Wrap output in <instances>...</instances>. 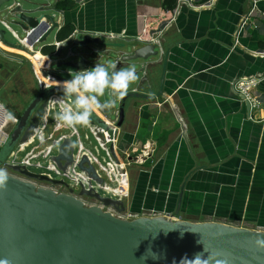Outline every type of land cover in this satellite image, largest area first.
<instances>
[{
  "label": "crops",
  "instance_id": "0c3cea01",
  "mask_svg": "<svg viewBox=\"0 0 264 264\" xmlns=\"http://www.w3.org/2000/svg\"><path fill=\"white\" fill-rule=\"evenodd\" d=\"M39 1L62 26L58 41L91 34L100 38L93 48L122 52L141 38L156 40L159 55L141 64L129 91L149 98H127L114 135L126 162L125 216L264 229V0L254 11L253 0ZM49 26L31 31L26 42L35 52L54 51L38 42ZM34 149L38 143L27 152Z\"/></svg>",
  "mask_w": 264,
  "mask_h": 264
},
{
  "label": "water",
  "instance_id": "95a60500",
  "mask_svg": "<svg viewBox=\"0 0 264 264\" xmlns=\"http://www.w3.org/2000/svg\"><path fill=\"white\" fill-rule=\"evenodd\" d=\"M8 2L10 0H0V8ZM7 7L13 23L24 33L22 38H29L31 31L44 21L50 23L38 42L54 49L48 55L49 69L44 75L53 76L58 84L39 88L25 106L8 139L0 147V168L19 144L28 142L36 133L45 119L50 99L62 96L59 83L71 79L70 72L75 74L94 67L99 60L116 63L118 68L135 66L139 73L141 64L159 55L157 45L147 42L133 44L122 52L97 50L91 44L99 43L100 38L91 34H72L58 41L62 26L48 4L26 0L25 4L13 1ZM8 25L10 28L5 24L6 29L0 28V42L23 50L20 42L16 45L7 40L6 31L15 39L20 37L19 32ZM53 35L55 42L48 43ZM129 97L149 98L138 92H129L117 106V127L123 124L125 102ZM115 107L111 111L97 110L104 115ZM247 108L250 111L249 101ZM90 124L111 130L97 112ZM72 139L63 137L56 154L51 157L63 174H67L75 162V142ZM110 152L119 162L114 144L110 145ZM8 167L23 176L8 172L7 188L0 189V260L6 259L9 264H180L185 256L194 259L198 253L205 257L214 254L216 260L226 264H264V250L256 246V239L264 237V230L219 221L173 219L164 215L129 219L122 216L126 210L123 200L86 188L82 182L77 189L63 179L35 173L24 164H10ZM78 168L91 180L103 183L87 154L80 158ZM34 180L46 181L53 186L63 185L69 191L58 192L53 187L39 186ZM84 196L96 199L97 203L85 204ZM178 207L180 209L181 202Z\"/></svg>",
  "mask_w": 264,
  "mask_h": 264
},
{
  "label": "built area",
  "instance_id": "2783aa9c",
  "mask_svg": "<svg viewBox=\"0 0 264 264\" xmlns=\"http://www.w3.org/2000/svg\"><path fill=\"white\" fill-rule=\"evenodd\" d=\"M258 1L259 0H253V4H254L253 11H254V9L256 7V3ZM260 14L264 18V12H260ZM3 23L5 24L6 27L10 28V26L8 25V23H6V21H3ZM17 38H18L19 42L24 46L23 51H20V52H24L27 54V52L29 53V51H31L30 52V54H31L30 58H31L32 63L36 69L38 76H39L38 77L39 87L45 88L46 86L48 87L52 84H56V80L53 76H45L44 75V73L47 71V69H49V64H48L49 56L42 54L40 51L35 52L32 48H30L29 44L26 42L28 39L27 37L22 38V37L17 36ZM140 41L147 42V43H155L156 42V40H154L153 38H148V39L141 38ZM58 97H60V96L57 95V96H54L50 99L53 102L48 104L45 119L42 122L41 126L37 129L36 133L34 134L35 136H37L36 139L38 141H41L42 143L45 142V144L48 142L49 143L44 145V147L40 148L39 150L34 149L30 153L29 152L27 153V150H25V147H26L25 143L19 144L15 148V150L11 153V155L9 156L7 161L5 162V165H3L2 167L5 169H8V170H11L8 166L10 164H18V163L21 164V162L16 161L17 157L22 156L24 158L23 155H26L27 157L24 159H26L28 162H30L34 165L39 164L40 161H45V162H47V165L49 166V168L52 171L56 172V174L58 176H60V177L61 176H69L75 182L76 185L73 186L75 188L79 189L80 183L82 182L86 188H94L95 189V186H94L95 181L91 180L88 177V174L86 172L81 171L78 168V162L80 161V158L82 157L83 154H87L90 161L93 163V165L95 164V162L98 163L100 166V169L104 172V174L106 176V177H104L103 174H101L99 171L96 170L97 173L99 174V176L101 178H103V180H104L102 184H99L98 182H96L98 184V186L102 190L112 194L110 197L124 201V199L129 194L126 176H125V173L123 172V170L125 169V166H126V162H123L119 156H118L119 162H117L113 158V156L110 152V145L111 144L115 145V138H114L115 131L119 128L116 126L118 111H114V114H115L114 117L112 115L113 111L110 113H106V114L102 115L103 119L110 126L111 130H104L103 128L99 127L98 125L90 124V127L93 131V134H95V136H96V140L99 142L102 150L105 152V154L108 158V161L106 162V164L105 165L101 164L99 159L94 156V154L92 153L91 150L85 151L86 145L82 146L80 144L78 146V149L76 148V145H75V152H74L75 162L73 163L72 166L69 167L68 173L63 174L58 169L56 164L51 160V157L53 156L54 143H56V145L58 147V144L61 142L62 138L65 136H70L71 138H73L74 136H77L78 141H81V143H84V141L81 140L80 133L78 132L77 129L73 132H65L63 134L61 133L58 137L55 138L54 132L60 131L62 129V126H63V125L58 124L56 120H55L56 124L53 125V132L48 130L49 129V126H48L49 115L52 114V111L56 112L58 110V107H59V105L55 102V98H58ZM9 114H11V116L13 117L12 119H9ZM54 116H52V117H54ZM18 120H19V114L18 113L7 110L0 103V147L8 139L12 129L14 128V126L16 125ZM63 127H65V126H63ZM32 137L30 139H32ZM83 147H85V148L83 149ZM115 148H116V146H115ZM12 156H14L16 159L14 157L12 158ZM11 172H13V171L11 170ZM73 172H74V174H73ZM13 173H15L16 175H18L20 177H23L22 175H20L17 172H13ZM49 176H51V175H49ZM33 182L39 186L53 187L58 192H68L69 191V188L66 186H63V185L53 186L49 182L40 181V180H34ZM95 190H97V189H95ZM83 201L87 205H92V204L97 203L96 199L91 198V197H87V196L83 197ZM109 210L112 211L113 213H115L113 210H111V209H109ZM122 216L126 217L125 212L123 213ZM151 216H156V215H151ZM166 217H169V216H166ZM173 219H177V218H173Z\"/></svg>",
  "mask_w": 264,
  "mask_h": 264
},
{
  "label": "clouds",
  "instance_id": "9594fccd",
  "mask_svg": "<svg viewBox=\"0 0 264 264\" xmlns=\"http://www.w3.org/2000/svg\"><path fill=\"white\" fill-rule=\"evenodd\" d=\"M70 76L71 79L59 85L62 96L55 98L59 107L54 118L58 124L73 131L78 126L88 127L97 109L111 111L117 101H122L129 94L130 89L134 90L132 85L140 78L135 66L118 68L116 63L99 60L94 67L84 68L75 74L70 72ZM106 95L108 98L102 101L101 97ZM12 118L9 114V119ZM8 180L9 173L5 168H0V189L7 188ZM256 246L264 250V237L256 239ZM213 260L215 264H226L225 261L216 260L214 254L205 257L203 253L196 254L194 259L185 256L180 264H212ZM0 264L9 262L4 259L0 260Z\"/></svg>",
  "mask_w": 264,
  "mask_h": 264
},
{
  "label": "rangeland",
  "instance_id": "374dc122",
  "mask_svg": "<svg viewBox=\"0 0 264 264\" xmlns=\"http://www.w3.org/2000/svg\"><path fill=\"white\" fill-rule=\"evenodd\" d=\"M13 1L25 4L26 0H10V2L6 3L0 8V28L6 29L3 21H6L8 24L11 25L12 28L16 29L20 36H24V33L22 30L18 28L17 25L13 23V16L9 13V8L7 7L10 3ZM6 38L7 40L15 43L16 45H20L18 39H15L13 35L6 31ZM0 101L6 106L7 109L10 111H15L19 115L25 108V106L30 101V96H32V92L35 91L36 88V71L33 63L28 60V57L25 53L20 52L17 49L10 48L7 46H4L0 43ZM40 44H37L38 47ZM107 96V95H106ZM101 97V99H107L108 97ZM54 111H52V114ZM52 114L49 117V129L51 132H53V122H52ZM77 129L80 132V136L82 138V141L84 143L88 144L87 146L92 151L95 157H97L101 164L105 165L108 161V158L105 154V152L102 150V148L98 147L96 141L94 140L93 136L90 134L88 129L86 127H80L78 126ZM62 132L57 131L54 132V137H58ZM37 136L33 139L34 143H38L39 148L44 147L42 146L41 141H38ZM73 142H75L76 148L78 149L79 142L77 139V136L73 137ZM42 146V147H41ZM30 145L25 150H28ZM54 150L53 152H57V145L54 143ZM28 153V152H27ZM24 158H26V155H23ZM22 161H24L27 164H31L32 167H29V169L35 173L39 174H50L55 179H63L67 184H69L71 187H73L75 182L69 177V176H58L56 172L49 171L46 167L49 168L47 165V162L40 161L39 164H32L28 162L26 159H24L22 156L18 157ZM97 171H99L101 174L105 176L104 172L100 169V166L98 163L95 162L94 164ZM3 168V167H1ZM7 172H11V170L6 169ZM95 189L98 190V192L105 196H111L112 194L102 190L96 182H94ZM78 189V188H77ZM257 230H264V229H257Z\"/></svg>",
  "mask_w": 264,
  "mask_h": 264
},
{
  "label": "bare ground",
  "instance_id": "6f19581e",
  "mask_svg": "<svg viewBox=\"0 0 264 264\" xmlns=\"http://www.w3.org/2000/svg\"><path fill=\"white\" fill-rule=\"evenodd\" d=\"M0 43L3 44L2 42H0ZM3 45H4V44H3ZM4 46H6V45H4ZM27 54H28V53H27ZM35 137H36V136L34 135V136L32 137V139H30V141H28V143L30 142L29 144L26 142V143H25L26 146H27V145H28V146H29V145H32V143H34V142H33V141H34L33 139H34ZM54 154H56V152H54L53 155H54ZM14 156H15V155H14ZM14 156H12V158H13ZM14 158H15V157H14ZM15 159H16V158H15ZM15 159H14V160H15ZM16 161L21 162V164H24V163H25L24 161H22V160L19 159L18 157H17V160H16ZM18 164H19V163H18ZM24 165H25V164H24ZM73 174H74V172H73ZM48 175H50V174H48ZM74 186H75V185H74Z\"/></svg>",
  "mask_w": 264,
  "mask_h": 264
}]
</instances>
